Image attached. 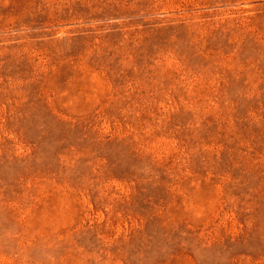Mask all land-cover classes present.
Instances as JSON below:
<instances>
[{"label": "rangeland", "instance_id": "obj_1", "mask_svg": "<svg viewBox=\"0 0 264 264\" xmlns=\"http://www.w3.org/2000/svg\"><path fill=\"white\" fill-rule=\"evenodd\" d=\"M0 264H264V0H0Z\"/></svg>", "mask_w": 264, "mask_h": 264}]
</instances>
